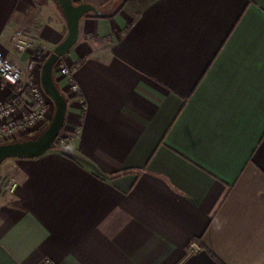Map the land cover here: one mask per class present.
Masks as SVG:
<instances>
[{
	"label": "crops",
	"instance_id": "1",
	"mask_svg": "<svg viewBox=\"0 0 264 264\" xmlns=\"http://www.w3.org/2000/svg\"><path fill=\"white\" fill-rule=\"evenodd\" d=\"M73 2L112 16L61 58L78 92L55 66L64 138L0 167V264H264V0ZM34 22L51 51L68 33L51 0H0V50Z\"/></svg>",
	"mask_w": 264,
	"mask_h": 264
},
{
	"label": "built area",
	"instance_id": "2",
	"mask_svg": "<svg viewBox=\"0 0 264 264\" xmlns=\"http://www.w3.org/2000/svg\"><path fill=\"white\" fill-rule=\"evenodd\" d=\"M51 52L46 45L39 42L38 22H34L30 28H19L14 32L12 46L7 54L0 50V78L15 87L13 98L0 103V144L32 128L41 131L46 128L48 96L41 80L38 81L39 77H35L34 73L36 69H40ZM56 65L59 74L67 80L70 90L78 92L80 87L75 81L77 65H68L62 59ZM24 72L27 81L23 84ZM26 95L31 100L23 101L22 98ZM17 185L16 177L6 176L0 182V192H13Z\"/></svg>",
	"mask_w": 264,
	"mask_h": 264
},
{
	"label": "water",
	"instance_id": "3",
	"mask_svg": "<svg viewBox=\"0 0 264 264\" xmlns=\"http://www.w3.org/2000/svg\"><path fill=\"white\" fill-rule=\"evenodd\" d=\"M51 1L57 4L68 26L67 35L54 47L41 67V85L47 96L54 102L55 111L48 126L34 138L0 144V167L8 159L37 158L55 148L68 111V101L54 79L55 66L77 43L81 19L89 13L101 14L97 7L88 3L75 4L73 0Z\"/></svg>",
	"mask_w": 264,
	"mask_h": 264
},
{
	"label": "rangeland",
	"instance_id": "4",
	"mask_svg": "<svg viewBox=\"0 0 264 264\" xmlns=\"http://www.w3.org/2000/svg\"><path fill=\"white\" fill-rule=\"evenodd\" d=\"M42 67V66H41ZM41 67H40V72H41ZM0 80L1 81H4V80H2L1 78H0ZM38 81H40V77H39V80ZM22 83L24 84V82L22 81ZM11 88H12V93H14L15 92V87H12V86H10ZM24 99L25 100H31V97L29 96V95H26V96H24L23 98H22V100L24 101ZM5 101H7V100H5ZM5 101H2V102H5ZM2 102H0V103H2ZM23 110H24V108H23ZM47 111H48V113H47V119H48V122L46 123V125H45V127H47L48 126V123H49V121L51 120V118L53 117V114H54V111H55V104H54V102L48 97V100H47ZM39 131H41V130H37L36 128H32L31 130H29V131H26V132H22V133H19V134H16V136L13 138V139H11V140H9V141H7V142H12V141H17V140H22V139H26V138H28V137H30V136H32V135H35V134H37ZM64 138V134L63 133H60V135H59V138L57 139V144H59V142L62 140ZM1 143H6V142H1Z\"/></svg>",
	"mask_w": 264,
	"mask_h": 264
},
{
	"label": "trees",
	"instance_id": "5",
	"mask_svg": "<svg viewBox=\"0 0 264 264\" xmlns=\"http://www.w3.org/2000/svg\"><path fill=\"white\" fill-rule=\"evenodd\" d=\"M117 11H119V10H117ZM89 14H93L94 16H96V17H100V18H105V17H110V16H112V15H108V14H104V13H101V14L89 13ZM36 135H37V134L32 135V136H30V137H28V138H26V139L34 138ZM59 135H60V134H59ZM58 138H59V136H58ZM55 147H56V144H55Z\"/></svg>",
	"mask_w": 264,
	"mask_h": 264
}]
</instances>
